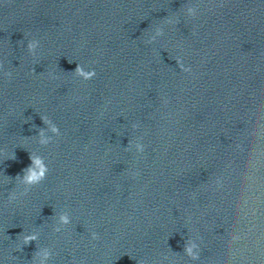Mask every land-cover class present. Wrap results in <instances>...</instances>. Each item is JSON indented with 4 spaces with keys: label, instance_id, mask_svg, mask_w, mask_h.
<instances>
[{
    "label": "clouds",
    "instance_id": "9594fccd",
    "mask_svg": "<svg viewBox=\"0 0 264 264\" xmlns=\"http://www.w3.org/2000/svg\"><path fill=\"white\" fill-rule=\"evenodd\" d=\"M188 13L190 15H195V9L194 8H189ZM163 35V31L162 29H157L156 30V36H160ZM152 40H155V36L151 37V39L149 41H147L148 43H150ZM39 44V41L37 40H30L27 43V50L30 54H35V50L37 49ZM68 63H72V61H68ZM177 63L180 64V67L184 70V71H188V69H185L183 67L182 62L180 61V59H177ZM0 69H3V64L0 63ZM72 73H74L76 76L82 78L83 80L87 81V80H91L95 75L96 72L95 70H85V68L83 67V65L77 64V67L75 68L74 71H72ZM6 76H10L11 73L10 72H6L5 73ZM43 123L47 126V130L50 131L51 133H53L54 135H59V128L58 126H56L55 124H53L51 122V120L45 119L42 117ZM39 143L41 145H47L49 143V138H44L45 135V129H40L39 130ZM138 150L142 151L143 147L141 145H137ZM13 158H15V155L13 154ZM30 160H31V164L30 166H28L27 168H25L23 170V175H17L16 178L20 180V183L23 185H26L28 187H31L33 185L39 184L40 182H42L45 177L46 174L48 172V168L47 165L45 164V162H42V160L40 158H37L36 155H32L30 154ZM27 191V188L25 189V192ZM15 197L12 196L10 197V199H14ZM58 221L59 224L61 225H68L71 221H70V217L68 215L67 212L65 213H60L59 217H58ZM56 232L60 231V228L57 227L55 228ZM96 234L93 233V239H96ZM38 239V233H31V234H24V244L23 245H28L30 242L36 241ZM197 247V245L195 243H191L190 245H186L184 248V252L190 256L193 260L197 259V253L194 252V249ZM51 252L48 249H37L35 251V256L32 257V260L37 261L38 259V264H47V261L49 260V258L51 257Z\"/></svg>",
    "mask_w": 264,
    "mask_h": 264
}]
</instances>
